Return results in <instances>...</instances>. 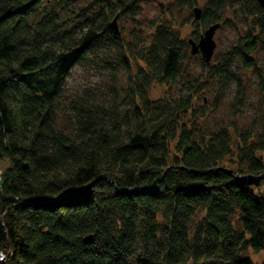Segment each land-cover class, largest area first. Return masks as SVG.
I'll return each instance as SVG.
<instances>
[{"label":"trees","instance_id":"obj_1","mask_svg":"<svg viewBox=\"0 0 264 264\" xmlns=\"http://www.w3.org/2000/svg\"><path fill=\"white\" fill-rule=\"evenodd\" d=\"M45 1L52 7L40 15ZM140 1L0 0L6 264H254L247 249L264 250V196L251 188L264 179L235 176L264 174V122L234 127L233 134L197 120L178 124L194 105L196 88L176 100H149L154 81L181 76L189 47L164 21L151 41L135 30L128 41L113 20L135 21ZM198 1L176 0L201 9L198 26L220 22L230 8L248 23L212 70L222 85L236 84L237 95L245 92L232 65L257 71L264 106L256 55L264 49V7L258 0H205L203 7ZM69 6L73 20L64 14ZM104 49H116L130 71L126 107L109 111L82 100L68 135L57 126V101L72 68ZM132 60L145 65L134 69ZM233 146L235 175L221 164Z\"/></svg>","mask_w":264,"mask_h":264},{"label":"rangeland","instance_id":"obj_2","mask_svg":"<svg viewBox=\"0 0 264 264\" xmlns=\"http://www.w3.org/2000/svg\"><path fill=\"white\" fill-rule=\"evenodd\" d=\"M198 3V6L203 7L205 0H199ZM44 7L49 9L52 5L45 1L41 5L42 13L38 10L40 15L45 14L43 13ZM138 8H141L140 14L135 21L129 17H120V19L118 17L117 20V29L126 36L128 41L133 39V30L141 32V37L146 42L151 41L150 34L154 32L156 25L164 21L173 26L189 47L185 54L181 76L177 81H154L148 88L149 100L152 102L176 100L181 95L187 94L190 88H196L197 92L193 98L194 105L183 117L179 118L178 124L184 123V121L192 123L197 120L205 128L223 127L229 129L232 134L234 127L247 128L252 124L263 125L264 106L260 103L262 97L258 88L260 78L257 71L246 70L240 63L232 65L231 71L241 80L244 95H237L236 84L222 85L216 80L217 76L213 75L212 67L217 58L232 51L238 44L240 36L248 30V23L243 18L236 16L232 11L233 8L222 12L221 26L215 34L216 49L210 62L205 60L200 51L196 54L192 53V45L189 41L193 40L199 43L198 38L200 39L209 27L202 24L198 26L194 10L181 6L176 0H141ZM65 13L68 14L69 19L73 20L72 17L75 16L76 11L75 8L69 6ZM252 26L249 25V27ZM258 51L256 54L259 62L258 67L260 71H263L264 76V49L261 48ZM119 55L120 53L116 49L100 50L95 54H90L84 63L77 64L72 68L62 95L56 104L59 130L68 135L72 132L79 118L75 107L81 108L84 102L89 101L92 105L103 107L109 111H121L126 107L125 99L130 71L121 66L123 63L118 59ZM111 61L115 62L117 67H114ZM131 63L134 69L145 65L143 62L135 60H132ZM220 87L223 88L220 89ZM106 119L108 121L109 117L107 116ZM232 139L237 145L239 142L237 135H233ZM174 146L175 144L172 143V149ZM237 155V147L233 146V153L229 154L221 164L227 168L236 169L239 161ZM0 171L4 170L0 167ZM251 188L256 190L258 195L264 196V180L259 187ZM247 254L254 264H263L264 250L257 252L253 248H248Z\"/></svg>","mask_w":264,"mask_h":264},{"label":"water","instance_id":"obj_3","mask_svg":"<svg viewBox=\"0 0 264 264\" xmlns=\"http://www.w3.org/2000/svg\"><path fill=\"white\" fill-rule=\"evenodd\" d=\"M260 5L264 7V0H258ZM195 18L196 20H200L201 18V9L196 7L195 10ZM113 26L117 29V20H113ZM221 24L220 22H217L215 24H212L206 29L205 33L201 36L199 43H196L193 40H190L189 43L192 45V53L196 54L199 51L202 53L203 57L207 62H210L212 60V57L214 55L215 49H216V41H215V34L217 30L220 28ZM225 172L228 174L235 175L233 173L232 169L224 168ZM237 178H243L246 179L248 177L250 178H256L259 180L264 179V174H260L256 177L252 175H235ZM2 264H6L5 257L3 255H0Z\"/></svg>","mask_w":264,"mask_h":264},{"label":"built area","instance_id":"obj_4","mask_svg":"<svg viewBox=\"0 0 264 264\" xmlns=\"http://www.w3.org/2000/svg\"><path fill=\"white\" fill-rule=\"evenodd\" d=\"M3 180V172L0 171V183L2 182Z\"/></svg>","mask_w":264,"mask_h":264}]
</instances>
